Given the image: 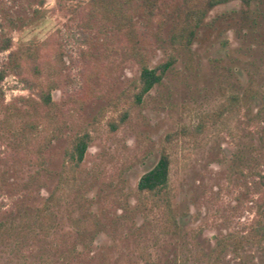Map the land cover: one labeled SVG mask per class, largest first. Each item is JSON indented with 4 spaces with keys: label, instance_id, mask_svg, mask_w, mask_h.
I'll return each instance as SVG.
<instances>
[{
    "label": "rangeland",
    "instance_id": "obj_1",
    "mask_svg": "<svg viewBox=\"0 0 264 264\" xmlns=\"http://www.w3.org/2000/svg\"><path fill=\"white\" fill-rule=\"evenodd\" d=\"M207 1L0 0V264H264V0ZM161 153L168 208L137 189Z\"/></svg>",
    "mask_w": 264,
    "mask_h": 264
},
{
    "label": "trees",
    "instance_id": "obj_2",
    "mask_svg": "<svg viewBox=\"0 0 264 264\" xmlns=\"http://www.w3.org/2000/svg\"><path fill=\"white\" fill-rule=\"evenodd\" d=\"M228 0H208V6H213L216 4H221L227 2ZM244 9L249 7L251 0H239ZM203 10H194L188 13L185 17V24L179 30L177 35H174L172 42L179 45H188L192 39L194 28L197 27L203 18ZM38 58V57H37ZM167 65L164 64L162 68ZM38 70V67L35 66ZM163 70L157 68L148 67L146 64L142 63L139 71L138 81H137V91L134 93V98L136 102H140L141 98L152 88V86L158 83L161 79ZM4 77V70L0 68V83ZM23 88L29 90L32 94L37 96L40 101L44 104H50L51 93L50 88L43 85L37 79L22 76L19 79ZM0 96H2V88L0 85ZM235 101V97H231ZM228 109L227 104L222 105L219 109L224 111ZM28 125V126H27ZM27 127L34 126L33 123H27ZM90 135L88 132H83L74 136L66 145L64 150V161H63V171L67 176H73V174L78 170L81 161L83 160L84 154L90 142ZM168 157L165 153H161L158 160L152 168L144 172L137 181V189L139 191L146 192L154 201L157 206L163 204L168 208L167 199V183H168ZM256 232L264 234L262 228L256 229Z\"/></svg>",
    "mask_w": 264,
    "mask_h": 264
}]
</instances>
